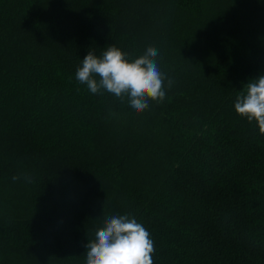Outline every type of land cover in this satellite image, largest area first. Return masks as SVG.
<instances>
[{"label":"trees","instance_id":"1","mask_svg":"<svg viewBox=\"0 0 264 264\" xmlns=\"http://www.w3.org/2000/svg\"><path fill=\"white\" fill-rule=\"evenodd\" d=\"M109 45L159 50L162 103L75 79ZM260 75L264 0H0V264H86L124 214L153 264H264V134L234 108Z\"/></svg>","mask_w":264,"mask_h":264},{"label":"clouds","instance_id":"2","mask_svg":"<svg viewBox=\"0 0 264 264\" xmlns=\"http://www.w3.org/2000/svg\"><path fill=\"white\" fill-rule=\"evenodd\" d=\"M159 50L148 46L137 58L109 45L100 55L89 51L77 67L75 79L92 94L128 97V107L140 114L149 108V99L162 103L167 80L158 63ZM173 81L167 80V88ZM234 108L250 123L255 121L264 134V75L251 79L237 96ZM19 177L14 176L13 179ZM153 240L146 228L127 214L108 216L86 245V264H153Z\"/></svg>","mask_w":264,"mask_h":264}]
</instances>
